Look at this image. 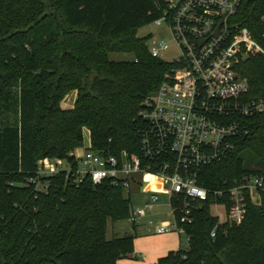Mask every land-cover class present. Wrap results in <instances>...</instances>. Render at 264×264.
<instances>
[{"label": "trees", "instance_id": "1", "mask_svg": "<svg viewBox=\"0 0 264 264\" xmlns=\"http://www.w3.org/2000/svg\"><path fill=\"white\" fill-rule=\"evenodd\" d=\"M263 14L264 0H243L234 21L264 47ZM160 15L159 0H0V264H118L134 253V235H107L132 210L110 181L76 185L57 176L39 192L22 183L39 159L68 158L83 146L85 130L96 150L140 152L137 113L173 64L152 56L137 31ZM115 52L134 58L111 60ZM238 71L250 82L248 97L264 98V55L251 54ZM245 122L251 134L206 166L200 185L213 191L244 174L264 176V112ZM216 201L229 203V194H211L191 224L181 222L190 247L158 264H264V193L239 225L212 214Z\"/></svg>", "mask_w": 264, "mask_h": 264}, {"label": "built area", "instance_id": "2", "mask_svg": "<svg viewBox=\"0 0 264 264\" xmlns=\"http://www.w3.org/2000/svg\"><path fill=\"white\" fill-rule=\"evenodd\" d=\"M242 2L159 0L161 15L153 22L168 28L177 54L166 60L173 67L159 88L143 99L137 113L140 152L107 154L94 149L90 137L68 158L39 159L35 173L22 184L39 192L47 191L57 176L76 185L110 181L131 202L132 194L144 196L141 204L132 202L127 219L132 226H145L156 234H183L186 250L191 237L181 222L191 224L195 210L211 194L216 199L229 194V203L212 204L211 212L212 207L221 208L212 214L220 222L241 224L249 201H258L264 193V176L244 174L230 187L213 191L200 185L199 178L206 166L225 159L241 138L251 134L245 119L264 112V98L248 97L250 82L238 71L251 54L264 55L253 32L234 21ZM261 21L264 25V14ZM147 48L152 56L163 59L170 44L150 35ZM142 178H158L161 188L147 186ZM158 207H165L170 218L155 219L151 210Z\"/></svg>", "mask_w": 264, "mask_h": 264}, {"label": "rangeland", "instance_id": "3", "mask_svg": "<svg viewBox=\"0 0 264 264\" xmlns=\"http://www.w3.org/2000/svg\"><path fill=\"white\" fill-rule=\"evenodd\" d=\"M153 36V37H159L161 39L166 40L169 44H170V50L166 52V54L163 56L164 60H172L173 58H175L177 51L174 48L175 45L173 44L172 41V37H171V33L168 30V28L163 24V25H157L154 22H151L141 28L138 29L137 31V36L138 37H147V36ZM134 58V53L132 52H128V53H122V52H115V53H111L110 54V59L114 60V61H126V60H132ZM75 99H76V92L72 91L70 92L67 97L65 98L63 105L65 107H73L74 103H75ZM90 141V134L87 130L84 131V144H88V142ZM244 159H248L250 161H248V163L246 164L247 167L254 169L257 165L256 163H251L252 161H254V159H252L253 155L250 152H245L242 156ZM250 162V163H249ZM142 180H145V184L148 186V184H153L156 185L157 188H161V182L158 178H142ZM149 185V186H151ZM163 198H165V196H162ZM144 196H139L138 194H132V202L134 205L136 204H141ZM221 208H216V207H212V213L213 214H218V211H220ZM152 212V216L155 219H166V218H170V215H167V209L165 207H158L155 208L153 210H151ZM223 214V213H222ZM224 215V214H223ZM114 224V229L116 232L118 237L120 236H124V235H129L132 232V226L129 223L128 220H120L117 221ZM185 235H182V243L185 242ZM183 245V244H182ZM183 247V246H182Z\"/></svg>", "mask_w": 264, "mask_h": 264}, {"label": "crops", "instance_id": "4", "mask_svg": "<svg viewBox=\"0 0 264 264\" xmlns=\"http://www.w3.org/2000/svg\"><path fill=\"white\" fill-rule=\"evenodd\" d=\"M116 233L118 232L115 231L112 223L108 228L107 235L112 238L117 235ZM129 235L135 236L134 253L130 257L119 260L118 264H158L160 257L171 251H177L183 246V234L178 232L156 234L148 232L145 226H132V232Z\"/></svg>", "mask_w": 264, "mask_h": 264}]
</instances>
